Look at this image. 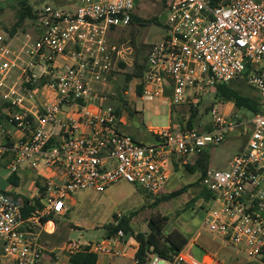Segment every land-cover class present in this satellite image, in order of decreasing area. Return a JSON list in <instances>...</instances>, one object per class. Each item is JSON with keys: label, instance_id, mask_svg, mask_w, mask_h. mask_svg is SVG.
Returning <instances> with one entry per match:
<instances>
[{"label": "built area", "instance_id": "built-area-1", "mask_svg": "<svg viewBox=\"0 0 264 264\" xmlns=\"http://www.w3.org/2000/svg\"><path fill=\"white\" fill-rule=\"evenodd\" d=\"M136 2L79 0L72 12L46 5L33 31H0V159L10 156L13 173L43 162L58 177L46 179V204L29 216L0 190V264H46L41 234L52 233L55 225L46 228L53 221L44 218L66 213L76 191H105L125 180L158 194L174 172L175 158L183 165L222 143L240 123L249 126L245 148L229 168H208L203 176L211 197L200 230L235 246L251 264L263 262L264 110L238 122L215 105L210 130L156 127L151 131L160 139L145 144L123 131V114L107 103L101 86L126 61L127 51L109 34L131 24ZM165 30L148 52L140 80L143 100L170 92L172 105L197 106L207 90L245 77L264 101V0H169ZM248 65L254 69L247 74ZM138 245L119 229L101 240H70L59 249L68 257L78 251L117 257ZM187 245L169 258L153 254L148 264L191 262Z\"/></svg>", "mask_w": 264, "mask_h": 264}, {"label": "rangeland", "instance_id": "rangeland-1", "mask_svg": "<svg viewBox=\"0 0 264 264\" xmlns=\"http://www.w3.org/2000/svg\"><path fill=\"white\" fill-rule=\"evenodd\" d=\"M78 4L79 0H0V31L5 27H12L17 22L20 12L27 5L31 6L34 13H37L46 5L72 12ZM134 13L143 19H154V21L131 23L127 27H119L110 31V40L126 47V61L118 62L111 77L106 84L101 86V89L104 94L108 95L107 103L121 109L124 119L123 131L134 135L145 144H152L157 140L149 128L168 126L173 120L171 112L174 110L176 117L184 120L183 124L186 125L190 107L187 104L172 105L170 92L162 98L143 100L136 92V87L141 80L139 78L131 80L125 88L126 74L135 70L139 65H146L145 56L148 55L150 47L154 42L160 41L166 32L164 28L166 6L162 0H138ZM35 23L34 18L27 17L18 31H33ZM232 85L245 94L258 93L242 77L235 79ZM220 103L214 88L204 92L198 109V120H211L210 106L215 104L221 107ZM237 113L241 114V120H248L250 117L249 113L243 114L234 106L228 119L240 120ZM248 129V125L240 123L235 130L227 134L222 143L209 148L207 167L217 170L229 168L233 156L246 146ZM10 172V169L6 167V160L1 158L0 190L12 195L19 204L23 205L25 199L30 197L15 192L23 191L29 183L23 180L25 177L23 175L19 188L12 186L8 183L7 177ZM200 176V171H191L183 165L174 171L164 191L157 195H148L141 187L125 180L112 184L105 191L78 190L70 197V211L65 215L55 214L53 217L57 223L53 236L44 237L43 241L50 248H60L68 244L71 239L75 241L101 240L108 232V225L116 223L115 216L121 213L134 233L149 232V220L165 216L167 220L164 223L161 244L170 238L181 240L185 237L192 244L194 240L198 242L196 246L200 245L202 240L206 244V241H211V237L208 232L201 231L200 226L209 201L204 197V186ZM181 189L184 190L182 193L169 196L170 193ZM75 224L79 227L77 228ZM196 246H193L195 253L199 251ZM58 248L54 252L59 253L61 250ZM224 251L225 253H218L217 260L222 259V254L230 257L229 249L224 248ZM242 257L244 260V254ZM110 263L133 264L127 256L111 257ZM253 264H264V261H255Z\"/></svg>", "mask_w": 264, "mask_h": 264}, {"label": "trees", "instance_id": "trees-1", "mask_svg": "<svg viewBox=\"0 0 264 264\" xmlns=\"http://www.w3.org/2000/svg\"><path fill=\"white\" fill-rule=\"evenodd\" d=\"M168 1L169 0H162L165 6L168 5ZM137 3H138V0L136 4ZM38 12L34 13L32 11L31 6L27 5L20 12L17 22L12 27H5V29L3 30H6L10 33L17 32L18 28L23 24L24 20L27 17H32L36 20L38 17ZM153 21L154 19H143L139 17L138 15H136L135 13H133L131 23H151ZM164 28H165V23H164ZM114 29H117V28H112V30ZM147 56L148 55L145 56L146 62H147ZM145 67H146L145 64L139 65L136 67L135 70L126 74L125 88L128 87V84L134 78L142 79V76L145 71ZM252 69H254L253 65H248V69L246 73L248 74ZM243 80L246 81V78L243 77ZM233 81L234 80H232L229 83H219L214 87L216 91V96L219 98V100L222 103L233 102L237 110H240L241 113L243 114L249 113L250 117L257 112L264 110V101L262 100L259 91L254 86L250 85L258 93L254 92L253 95L245 94L238 87L232 85ZM141 88H142V85L139 82L136 87L137 93L139 95L141 93ZM200 103L197 106H193L192 104L189 105L190 114L187 119L188 121L186 125L183 124L184 120L176 117L175 110H174L172 112V118L173 120H178L179 125L178 126L177 125L175 126L174 124L170 125L172 129L175 131H178V130L194 128L196 126V121L198 120L197 116H198V109H199ZM213 105L210 106L209 111H211V109L213 108ZM115 109L117 113L122 114V111L119 107H116ZM237 115L240 116L241 114L237 113ZM239 119L240 120H236V121L238 122L243 121V119L241 120V116ZM153 136L155 137L156 140L160 139V137L154 133H153ZM208 149L204 150V152L199 155L194 165L186 164V166L191 171H200L201 181L208 169L207 167V161H208V151L207 150ZM16 179L13 181L15 185L18 184V181ZM40 190L45 191V186L41 185ZM163 191H161L158 194H161ZM183 191H184L183 189L177 190L175 192L170 193L169 196L178 195L182 193ZM145 193L148 195H153V194L148 193L147 191H145ZM203 194H204V197L209 201L211 197V193L205 187H204ZM42 206L43 204L41 203L39 199H36L34 202H32L30 199H25V202L22 205V213L24 216H29L32 213V211H34L37 207H42ZM54 216H55V213H52L50 215H47L44 219L48 221L49 219H53ZM115 217H116L115 219L117 222L110 223L108 225L107 236H110L116 233L119 229H124L127 236L128 235L134 236L139 243L138 248L135 252V256H134L135 264H148L153 254H157L161 257L169 258L172 256V254L177 253L180 250H182L188 242V239L186 237L182 238L181 240H173L170 238L164 244H161L160 240L162 236L164 235V231H163L164 223L167 220L165 216L159 219H154V218L150 219L148 223L149 232L147 233H144V232L134 233L133 230L129 227L128 222L123 217L119 218L118 215H116ZM225 258H226L225 260H222V259L218 260L219 264H251L252 263L246 258L242 260L243 257L239 254H236V255L230 254V257H225ZM98 259H99L98 254L88 252V251H78L70 255L69 264H97ZM262 261H264V256L262 257Z\"/></svg>", "mask_w": 264, "mask_h": 264}, {"label": "crops", "instance_id": "crops-1", "mask_svg": "<svg viewBox=\"0 0 264 264\" xmlns=\"http://www.w3.org/2000/svg\"><path fill=\"white\" fill-rule=\"evenodd\" d=\"M220 104H221V110H223V112H225V114H227L228 117L231 116L229 114H230V112L232 111V109L234 107V103L233 102H227V103H222L221 102ZM171 116H172V112H171ZM172 124H174L175 126L178 125V120H171L169 125H172ZM211 126H212V119L211 120H197L196 121V126L194 128H196V129H198L200 131H207V130L211 129ZM54 129H55V132L57 133V136H56V140H57L60 137V135H59L60 134L59 133L60 132V126L56 125L54 127ZM152 129L153 128H149V130H152ZM132 136H134V135H132ZM198 157H199V155L189 156L187 158L186 162L183 165H186V164L194 165L196 163ZM4 159L6 160V167H7V164L9 162V160H10V156L6 155L4 157ZM183 165L178 163L176 158L174 159V171L176 169L180 168ZM173 174H174V172H173ZM173 174H172V176H173ZM23 175L25 176L23 180L28 182L29 185H27V187L24 188L23 191H17L15 193L16 194L17 193H21V194H23L25 196L30 197L29 199L32 202H34L35 198H36V199H39L43 205L46 204L45 191H41L40 190V186L41 185L45 186L46 179L48 177L56 179V178H58L57 175L52 173V172H50V171H48L45 168L43 162H40L37 167L33 166L31 163H26L20 169L19 172H16V173L10 172V174H8V176H7L8 177V183L11 184L14 187H18L19 188L20 181L22 179L21 176H23ZM172 176H171V178H172ZM171 178H170V180H171ZM15 179L18 181L17 185H15V183H13V181ZM167 185H168V183H167ZM67 204L69 206V210L67 212H69L70 211V206H71L70 205L71 204L70 198L68 199ZM66 213L59 214V215H65ZM52 221H53V223L55 225L54 226V231L52 233L51 232H47V231H43V233L41 234V242L45 246V248L47 249L45 257H44V261L46 262V264H69V257L68 256H66V255L64 256L62 253L60 254V252L59 253L54 252L56 250V248H58V247L50 248L43 241L44 237H52L53 234L56 231V227H57L56 220L52 219ZM75 226H77V228L79 227V225H77V224H75ZM46 228L50 229L49 228V223L47 224ZM71 229L73 230L74 228H71ZM206 232H208V231H206ZM208 234L211 237V241H209V242L206 241V244L204 243L205 242L204 240H202L201 241L202 243H200V245L198 244L197 246H196V243H198V242H196L195 240H194V244H192V243H190V241H188V245L186 247V250H187V252L189 253V255L191 257V262H188L186 264H219V262L217 260V256H218L219 252L220 253H225L224 248L229 249V253H231V254H239L241 256L243 255V253L238 251L235 246L225 243L222 239L216 237L215 235L211 234L210 232H208ZM106 235H107V233L104 234V236H106ZM81 242H85V241H81ZM194 245L199 250L197 253L194 252V248H193ZM136 250H137V248H132V247L128 248L127 254L124 255V256H127L128 259L133 262V264H135L134 256H135ZM58 254L60 255V258H57ZM100 256H102V257H100ZM111 257L112 256L99 255V259H98V263L97 264H111L110 263V258ZM225 257H228V256H225L224 254H222V260H225L226 259ZM244 258H246V257H244Z\"/></svg>", "mask_w": 264, "mask_h": 264}, {"label": "bare ground", "instance_id": "bare-ground-1", "mask_svg": "<svg viewBox=\"0 0 264 264\" xmlns=\"http://www.w3.org/2000/svg\"><path fill=\"white\" fill-rule=\"evenodd\" d=\"M53 224H54L53 222H50V223H49V228H50V229L53 228Z\"/></svg>", "mask_w": 264, "mask_h": 264}]
</instances>
